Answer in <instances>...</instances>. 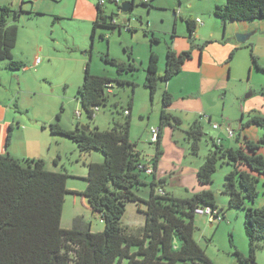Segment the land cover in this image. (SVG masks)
Wrapping results in <instances>:
<instances>
[{
    "label": "rangeland",
    "instance_id": "obj_1",
    "mask_svg": "<svg viewBox=\"0 0 264 264\" xmlns=\"http://www.w3.org/2000/svg\"><path fill=\"white\" fill-rule=\"evenodd\" d=\"M83 1L96 3V0ZM131 1L133 8L123 12L121 4ZM225 2L105 1L102 5L105 13L112 15L121 27L98 28L92 40V22L81 18L82 6L77 0H0V6H8L12 11L6 18L7 23L18 27L13 57L24 65L22 69L11 70L8 61L0 60V123L5 129L4 136H0V146L5 153L20 157L35 153L34 158H42L47 170L68 174L66 188L75 193L65 195L62 228H71L74 218L81 217L90 224L92 232L103 230L100 215L92 212L82 195L87 185V164L102 162L103 155L96 150L82 152L70 139L51 134L47 128L49 124L57 122L67 130L75 129L77 124L87 132L96 127L109 130L113 120H124V111L129 110L130 140L142 162L153 170L157 146L150 131L160 126L161 95L167 88L173 94L169 112L181 122L177 128L162 126L161 154L155 175L157 180H165L166 192L185 198L203 188L197 182L196 171L216 135L211 123L229 124L223 121L227 117L233 123V127L229 124L231 128L236 130L241 118L245 123L252 115L264 116V72L258 70L252 60V55L256 56L264 68V18L228 22L249 24V33L229 34L227 24L223 27L213 13L216 5ZM13 12H18L19 16L15 18ZM196 19L202 25H197L191 36L186 21L195 22ZM237 34H249V38L240 43ZM168 47L177 53L190 51L191 58L185 61L178 74L159 83L151 100L144 86L149 55L153 52L158 56V71L162 74ZM106 56L124 63L133 62L135 70L119 74L113 64L104 61ZM87 62L91 73L125 82L122 85L111 82L107 104L98 107L92 119L82 109L77 96ZM205 117H210V123L204 121ZM196 120L203 131L197 155L192 153L187 135ZM9 127L12 130L6 147ZM245 130L248 128L243 132ZM247 132L257 139L264 134L256 125H249ZM229 170V165L220 163L212 183L204 186L214 192L218 207L222 209V220L211 222L202 215L193 219L194 238L214 264H241L234 250L248 253L244 213L228 207V197L222 192L224 176ZM143 176L147 184L133 190L142 201L127 203L121 220L127 233L139 234L144 224L141 211L146 206L143 201L149 196L148 183L154 176L150 173ZM262 181L257 183L254 206L264 197ZM255 263L264 264V241L256 253Z\"/></svg>",
    "mask_w": 264,
    "mask_h": 264
},
{
    "label": "trees",
    "instance_id": "obj_2",
    "mask_svg": "<svg viewBox=\"0 0 264 264\" xmlns=\"http://www.w3.org/2000/svg\"><path fill=\"white\" fill-rule=\"evenodd\" d=\"M105 1L117 3V0H96L92 40L98 28L121 27L111 23L113 16L107 15L102 6ZM133 6L131 1L130 8ZM11 12L8 6H0V60L8 61L11 70H19L24 65L15 60L12 54L18 27L6 21ZM213 13L223 27L228 22L261 19L264 18V0H226L224 4L215 6ZM13 14L15 18L19 16L18 12ZM186 25L192 36L196 29L195 22L188 20ZM152 40L156 41L155 38ZM190 58V51L177 53L168 47L164 69L159 74L158 56L150 53L144 86L148 88L151 100L159 83L167 82L178 74ZM252 60L255 67L264 72L256 56L252 55ZM104 61L113 64L119 74L135 70L133 62L124 63L108 56ZM113 81L119 85L125 83L119 78L93 74L89 62L85 64L83 82L78 87L77 96L90 119L98 107L107 104L110 93L107 85ZM172 102L173 94L164 89L160 126L154 141L156 156L150 173L154 177L148 183L149 196L143 201L146 209L141 212L145 218L139 234L127 233L121 222L127 203L138 204L142 201L133 190L147 184L143 174L149 167L142 162L130 140L129 110H125L127 114L124 120L114 119L109 130L96 127L87 132L79 124L75 129L67 130L57 122L47 126L51 134L70 139L82 152L96 150L102 153V162L87 164V185L82 192L92 212L100 215L104 225L100 232H92L90 224L81 217L74 218L71 228L61 227L65 195L75 193L66 188L67 173L47 170L42 158H16L8 153L0 154V264H214L195 240L196 228L193 224L198 207H211L222 214L214 192L203 188L188 197L178 198L164 191V179H156L162 126L177 128L181 122L169 112ZM249 125L264 130V116L255 114L240 124L241 127ZM11 130L9 127L6 147ZM187 135L191 151L197 155L203 136L198 120L191 124ZM239 136H235L236 141L240 140ZM262 146L264 134L256 141L244 137L239 146L230 148L217 144L214 138L209 153L196 171L197 182L204 187L212 183L213 174L220 163L230 166L224 176L222 192L228 197V207L244 213L243 228L248 253L245 255L234 250L241 264H256V253L263 247L264 204L254 206L260 179H263L264 188V156L258 152Z\"/></svg>",
    "mask_w": 264,
    "mask_h": 264
},
{
    "label": "crops",
    "instance_id": "obj_3",
    "mask_svg": "<svg viewBox=\"0 0 264 264\" xmlns=\"http://www.w3.org/2000/svg\"><path fill=\"white\" fill-rule=\"evenodd\" d=\"M78 2H80L81 6H82V9H80V11H82V13H83L81 18H83L86 21L93 22V20L95 18V15H96L95 5H92L88 1H83V0H77V3ZM77 3H76V6H77ZM74 14H75V11H74L73 15ZM227 29H228V33L229 34H231V32H239V33L245 34V33H249V24H247V23H230V24H227ZM248 38H249V34L247 35L246 40ZM241 117H243V115ZM209 119H210V117H207V118L205 117L204 121H206L207 123H210ZM241 119L237 123L236 130L233 129L235 131V136L237 134H239L240 135L239 139H240V137H242V138L246 137V138H248V139H250L252 141H256L257 138L250 137L249 136V132H247V131H249V126H246L248 128V130H245L243 132V129H245L246 127H241L240 126ZM223 121H227L233 127V123H232V121L229 118H227V117L223 118ZM214 130L216 131L215 138H220V143L219 144L222 145L224 148L237 147L241 143L242 138L239 141L235 140V136H234L233 139L229 138L227 136L225 130L222 127L218 128V129H214ZM257 133H258V131H255L256 135H257ZM4 134H5V129H4V127H2V125L0 123V136L3 137ZM258 152L261 153L264 156L263 147H261L258 150ZM0 154H5V150L1 146H0ZM34 154L35 153H32L31 155L30 154H25V155H30V156H27V157H20V156L14 155V154H10V155L13 156V157H16V158H34L35 157ZM94 162H100V160H97V161H94ZM205 189H207V188H205ZM263 190H264V188H263ZM164 191H166V190L164 189ZM258 200H259V204L257 206H261V205L264 204V197L261 198V199H258ZM244 251L245 250H241V252H243V253H244Z\"/></svg>",
    "mask_w": 264,
    "mask_h": 264
},
{
    "label": "built area",
    "instance_id": "obj_4",
    "mask_svg": "<svg viewBox=\"0 0 264 264\" xmlns=\"http://www.w3.org/2000/svg\"><path fill=\"white\" fill-rule=\"evenodd\" d=\"M101 3H103V1H101ZM111 23L112 24H119L114 18H112ZM195 24L196 25H202V22L199 19H196ZM107 86H108V89H107L108 92H111V86L112 85H107ZM124 114H127V111H124ZM211 126H212L213 129H218V128L222 127L225 130L227 136L229 138H231V139H233L234 136H235V131L226 122L224 124L211 123ZM150 132H151L152 140L155 141L157 133H158V128H151ZM215 140H216L217 144L220 143V138H215ZM151 172H152V169L150 167H147L146 173L149 174ZM195 214L196 215L206 216L208 218V220L211 221V222H213L215 220H217V221H221L222 220V216H220V214L217 212V210L216 209H212L211 207H198L195 210Z\"/></svg>",
    "mask_w": 264,
    "mask_h": 264
},
{
    "label": "water",
    "instance_id": "obj_5",
    "mask_svg": "<svg viewBox=\"0 0 264 264\" xmlns=\"http://www.w3.org/2000/svg\"><path fill=\"white\" fill-rule=\"evenodd\" d=\"M130 3L131 2H124V3H122L121 6H120V9L123 12H127V11L131 10ZM246 37H247L246 35H242V34H237L236 35L237 41L240 42V43L244 42L246 40Z\"/></svg>",
    "mask_w": 264,
    "mask_h": 264
}]
</instances>
